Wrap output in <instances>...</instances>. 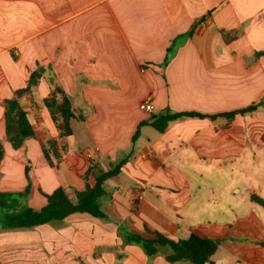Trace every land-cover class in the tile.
I'll return each instance as SVG.
<instances>
[{
    "label": "crops",
    "instance_id": "crops-1",
    "mask_svg": "<svg viewBox=\"0 0 264 264\" xmlns=\"http://www.w3.org/2000/svg\"><path fill=\"white\" fill-rule=\"evenodd\" d=\"M259 51L264 0H0V192L30 188L24 201L39 210L46 204L41 191H83L90 161L104 172L127 160L104 184L107 219L75 213L5 229L0 207L1 264H171L170 250L149 258L126 243L125 232L145 235L147 227L173 239L206 237L194 225L206 199L193 190L213 175L230 172L236 185L246 184L234 191L264 199ZM37 69L38 85L20 99L35 137L14 149L4 102ZM55 87L75 114L67 137L43 102ZM144 101L152 113L140 110ZM251 105L255 110L244 115H223ZM166 111L204 117L171 121L160 133L150 123ZM48 140L62 155L54 166L43 153Z\"/></svg>",
    "mask_w": 264,
    "mask_h": 264
},
{
    "label": "trees",
    "instance_id": "trees-1",
    "mask_svg": "<svg viewBox=\"0 0 264 264\" xmlns=\"http://www.w3.org/2000/svg\"><path fill=\"white\" fill-rule=\"evenodd\" d=\"M224 38L228 41L231 38L233 39V36L224 34ZM256 56L264 57V51L257 52ZM40 76L41 69H37L31 74L28 85L25 88L16 90L14 96L4 102L6 133L14 149L21 148L26 139L35 137L34 128L28 119L27 111L20 103V99L24 95L32 93L33 88L38 85ZM43 102L48 108L54 124L60 131V136L72 135L71 121L75 118V114L71 101L63 90L60 87H55ZM255 108V105H251L223 115L233 118L237 115L252 112ZM183 117H204V115L194 112L172 113L166 111L153 118L150 124L158 132L163 133L171 121ZM80 119L82 120L83 117ZM142 125L144 123L138 126L132 139L133 142L139 137ZM43 153L51 166L62 159L59 144L56 140H48L43 147ZM4 154L5 150L0 141V164L4 159ZM126 162L125 159L117 164H111L108 170L99 172L98 166L90 161L89 168L84 174L85 189L83 191H75L74 195H71L64 187L57 188L51 194H45L41 191L46 198V204L39 210L32 208L24 201V198L30 192V188L24 193L17 194L0 192V207L4 209L3 228H33L53 221L65 220L75 213H85L93 218L107 219L101 204V199L106 194L104 184L109 178L120 174ZM252 199L264 208V199L256 195H253ZM125 238L127 244L141 246L149 258L157 256L163 248H169L170 252L165 258L171 264L180 262L207 264L220 246L219 239L201 237L195 233L190 234L187 238L173 239L147 227L145 235L126 231Z\"/></svg>",
    "mask_w": 264,
    "mask_h": 264
},
{
    "label": "rangeland",
    "instance_id": "rangeland-1",
    "mask_svg": "<svg viewBox=\"0 0 264 264\" xmlns=\"http://www.w3.org/2000/svg\"><path fill=\"white\" fill-rule=\"evenodd\" d=\"M201 183L202 190L196 185L193 193L206 201L193 202L199 203L196 208L202 213L194 225L199 234L220 240L219 249L207 264H264V208L244 189L242 193L234 191V187L246 184L240 181L236 185L230 172L213 175L212 183Z\"/></svg>",
    "mask_w": 264,
    "mask_h": 264
},
{
    "label": "built area",
    "instance_id": "built-area-1",
    "mask_svg": "<svg viewBox=\"0 0 264 264\" xmlns=\"http://www.w3.org/2000/svg\"><path fill=\"white\" fill-rule=\"evenodd\" d=\"M140 110L146 113H152L154 111V107L150 101H144L139 105Z\"/></svg>",
    "mask_w": 264,
    "mask_h": 264
}]
</instances>
